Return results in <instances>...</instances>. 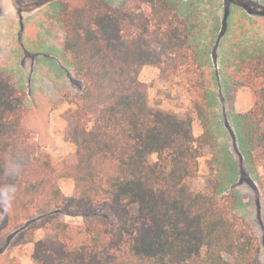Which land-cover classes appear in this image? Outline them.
I'll use <instances>...</instances> for the list:
<instances>
[{"label":"trees","instance_id":"1","mask_svg":"<svg viewBox=\"0 0 264 264\" xmlns=\"http://www.w3.org/2000/svg\"><path fill=\"white\" fill-rule=\"evenodd\" d=\"M254 1L225 0L226 15ZM46 13L64 33L61 57L84 82L62 114L75 152L51 161L25 125L22 82L0 67V234L19 229L11 245L33 244L36 264H260L256 236L238 212L241 195L225 193L222 182L205 191L187 183L204 151L220 147L209 85L219 79L206 74V29L194 2L53 0ZM236 60L237 83L253 86L255 101L233 118L264 218V49ZM147 65L181 77L200 136L191 115L151 107L140 78ZM66 177L70 196L60 186ZM67 215L97 220L72 225Z\"/></svg>","mask_w":264,"mask_h":264},{"label":"rangeland","instance_id":"2","mask_svg":"<svg viewBox=\"0 0 264 264\" xmlns=\"http://www.w3.org/2000/svg\"><path fill=\"white\" fill-rule=\"evenodd\" d=\"M39 1L15 0L21 6L17 9H22L14 20L16 40L13 49L20 56L14 63L11 59L3 63L11 67L10 71L26 90L28 110L25 125L43 151L49 154L51 161L58 164L73 157L75 152V146L65 140L66 122L62 114L79 97L84 82L61 57L64 33L46 13L48 7L26 9ZM187 1L194 2L206 29L205 55L210 58L206 74H216L219 79L218 83L209 85H213L217 93L218 117L215 121L220 144L218 152L212 148L204 151L199 159L198 172L187 183L195 191H205L222 182L225 193L237 191L241 195L242 205L238 212L248 220L256 236L258 260L264 264L263 197L240 150L233 118L237 113L248 111L255 101L254 87L237 83L244 78L235 64L239 63L236 59L256 49H264V7L259 5H264V0H255L254 4L244 6L234 3L229 15H226L225 0ZM7 8L6 1L0 0V19L8 11ZM22 57L21 66L19 58ZM13 65L18 67L16 73ZM140 78L148 86L151 107L191 115L195 136L202 134L203 126L194 108L192 93L181 82V77L164 76L159 67L147 65L142 69ZM261 83L258 81L257 85ZM232 158L235 160L233 165ZM60 186L66 196L74 191L72 178H62ZM2 216L0 214V218ZM66 220L72 225H84L94 223L97 218L67 215ZM18 231L5 230L0 234V264H36L32 259L33 244L11 245ZM42 234V230L37 231L36 238L39 239Z\"/></svg>","mask_w":264,"mask_h":264},{"label":"crops","instance_id":"3","mask_svg":"<svg viewBox=\"0 0 264 264\" xmlns=\"http://www.w3.org/2000/svg\"><path fill=\"white\" fill-rule=\"evenodd\" d=\"M5 1H6V8L8 5V8H7L8 11L6 13H3L0 19V67H3L10 71L11 67L4 64L3 61L11 59V61L14 63L18 60V57L20 56L18 53H17L18 55L17 56L13 49V44L15 43V40H16L15 38L16 27L14 24V20L19 15L18 14L19 10L17 9L15 5L16 4L15 0H5ZM19 59L21 61V66H22L23 57ZM13 69H14V72L16 73L18 70V67L13 65Z\"/></svg>","mask_w":264,"mask_h":264},{"label":"flooded vegetation","instance_id":"4","mask_svg":"<svg viewBox=\"0 0 264 264\" xmlns=\"http://www.w3.org/2000/svg\"><path fill=\"white\" fill-rule=\"evenodd\" d=\"M52 1L53 0H40L39 2H34L31 5L27 6L26 9L36 10V9L42 8L44 6H47ZM15 5H16V7H21L17 3ZM20 9H22V8H20Z\"/></svg>","mask_w":264,"mask_h":264},{"label":"clouds","instance_id":"5","mask_svg":"<svg viewBox=\"0 0 264 264\" xmlns=\"http://www.w3.org/2000/svg\"><path fill=\"white\" fill-rule=\"evenodd\" d=\"M5 203H6V206L11 207V201H5Z\"/></svg>","mask_w":264,"mask_h":264}]
</instances>
